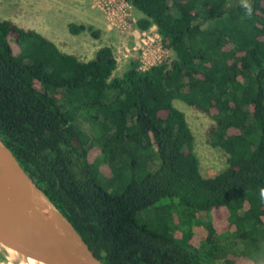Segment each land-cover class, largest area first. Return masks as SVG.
Here are the masks:
<instances>
[{"label":"trees","instance_id":"trees-1","mask_svg":"<svg viewBox=\"0 0 264 264\" xmlns=\"http://www.w3.org/2000/svg\"><path fill=\"white\" fill-rule=\"evenodd\" d=\"M126 1L171 58L148 70L131 59L121 76L109 46L82 61L0 20V139L104 264H258L264 0H250L251 18L240 0ZM177 100L213 120L229 157L217 175H203Z\"/></svg>","mask_w":264,"mask_h":264},{"label":"rangeland","instance_id":"rangeland-1","mask_svg":"<svg viewBox=\"0 0 264 264\" xmlns=\"http://www.w3.org/2000/svg\"><path fill=\"white\" fill-rule=\"evenodd\" d=\"M139 17L140 15L134 11L133 19L136 23ZM0 20H10L27 29H38L40 33L48 35L49 39L54 41L62 51L73 54L82 61L91 60L100 48L109 46L114 51L118 62L115 76H121L129 61L138 57L135 52L129 58L125 57V48L134 46L133 38L120 30L110 28L107 17L94 9L88 0H0ZM70 23L93 26L100 32L99 39L89 33L72 35L68 29ZM168 57L171 58V54L167 52L162 60ZM174 104L185 113L195 136V150L203 175L205 177L217 175L227 167L229 157L223 150L216 147L208 136V129L213 120L182 101L177 100ZM80 123L83 129L89 131L88 123ZM103 179H100V184ZM107 189L110 190V188ZM141 215L150 221L154 218V211L150 208L141 212ZM8 253L0 246L2 259L4 256L9 257L8 260L4 259L5 264L8 262L13 264L17 259H13L14 255L11 253L8 255ZM33 258L35 257L30 256L32 264H38L36 258ZM16 264L20 262L17 261Z\"/></svg>","mask_w":264,"mask_h":264},{"label":"water","instance_id":"water-1","mask_svg":"<svg viewBox=\"0 0 264 264\" xmlns=\"http://www.w3.org/2000/svg\"><path fill=\"white\" fill-rule=\"evenodd\" d=\"M0 246L46 264H104L1 139Z\"/></svg>","mask_w":264,"mask_h":264},{"label":"built area","instance_id":"built-area-1","mask_svg":"<svg viewBox=\"0 0 264 264\" xmlns=\"http://www.w3.org/2000/svg\"><path fill=\"white\" fill-rule=\"evenodd\" d=\"M94 9L100 11L109 21L110 28L120 30L133 38L134 46L125 48V57L129 58L133 52L138 57L142 69L148 70L167 60H162L171 51L164 47L162 37L157 26L148 30H141L133 19L134 8L126 0H88ZM141 51V52H139Z\"/></svg>","mask_w":264,"mask_h":264},{"label":"clouds","instance_id":"clouds-1","mask_svg":"<svg viewBox=\"0 0 264 264\" xmlns=\"http://www.w3.org/2000/svg\"><path fill=\"white\" fill-rule=\"evenodd\" d=\"M241 7L245 10V14L248 18H251L253 15V4L250 0H240ZM259 198L261 202H264V187L259 188ZM264 262V253H261L258 259V264Z\"/></svg>","mask_w":264,"mask_h":264},{"label":"bare ground","instance_id":"bare-ground-1","mask_svg":"<svg viewBox=\"0 0 264 264\" xmlns=\"http://www.w3.org/2000/svg\"><path fill=\"white\" fill-rule=\"evenodd\" d=\"M8 249H9L8 252L14 255L13 256V259L16 258L17 261L20 262V264H32L31 259H30V256L27 257L26 255L18 252L17 250L12 249V248H8ZM35 258H33V259H35ZM36 260L38 261V264H46V263H44L42 261H39L37 258H36ZM0 264H2V263L0 262Z\"/></svg>","mask_w":264,"mask_h":264},{"label":"crops","instance_id":"crops-1","mask_svg":"<svg viewBox=\"0 0 264 264\" xmlns=\"http://www.w3.org/2000/svg\"><path fill=\"white\" fill-rule=\"evenodd\" d=\"M29 11H30V9H29ZM29 29H32V28H29ZM42 29H43V28H42ZM34 30H36V31H38V32L40 33V31H39L38 29H34ZM42 33H43V32H42ZM42 33H41V34H42ZM43 35L46 36L47 38H49L48 35H46V34H44V33H43Z\"/></svg>","mask_w":264,"mask_h":264}]
</instances>
